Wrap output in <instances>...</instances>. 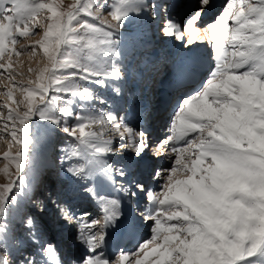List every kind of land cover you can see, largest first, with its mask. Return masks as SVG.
Wrapping results in <instances>:
<instances>
[{
  "label": "snow or ice",
  "instance_id": "6c2138e0",
  "mask_svg": "<svg viewBox=\"0 0 264 264\" xmlns=\"http://www.w3.org/2000/svg\"><path fill=\"white\" fill-rule=\"evenodd\" d=\"M170 6L156 0H74L64 10L58 0H0V69L15 80L9 72L13 56L29 51L16 45L21 38L40 36L35 27L43 33L29 54L35 57L39 46L44 61L34 81L13 83L4 93L11 103L3 105L8 111L0 121L19 151L3 157L15 172L10 174L6 164L9 181L0 186V264H65L47 237L67 224L72 225L69 252L73 246L79 251L68 264H264V0H227L207 23L212 0H189L182 5V20L169 14ZM149 10L154 17L163 15L161 31L186 50V68L193 75L202 62L196 44L207 42L213 57L198 85L178 98L156 139L118 112L87 107L107 103L99 89L123 98L127 70L121 28ZM105 11L111 19L99 25ZM17 91L22 99L15 98ZM78 102L80 110L73 111ZM33 121L68 138L72 146L60 149L61 169L99 201L102 222L87 212L73 214L52 191L47 199L28 194L25 180L37 167L42 139ZM121 152L130 153L126 162L108 159ZM153 157L169 161L148 176L158 190L132 173ZM99 185L122 193L128 210L121 199L100 195ZM21 195L28 199L27 213L21 212ZM134 198L145 200V206L141 209ZM10 208L27 234L13 240L15 252L9 249ZM50 208L52 219L45 221ZM145 222H150L147 240L131 251L105 252L108 237L134 238Z\"/></svg>",
  "mask_w": 264,
  "mask_h": 264
},
{
  "label": "rangeland",
  "instance_id": "374dc122",
  "mask_svg": "<svg viewBox=\"0 0 264 264\" xmlns=\"http://www.w3.org/2000/svg\"><path fill=\"white\" fill-rule=\"evenodd\" d=\"M158 1L159 0H156L157 3L163 2L166 5H171L169 7L168 12L175 19L182 20L184 18L185 12L181 11V7L185 3V0H175V1L160 0L159 2ZM58 2L63 6L64 10H67V8L72 3H74V0H58ZM81 2L83 3L84 0H81ZM104 2H107V0H104ZM116 2L117 0H112L113 4ZM226 2L227 0H224L222 4L219 6V8L215 11V13L211 17H209V20L205 21V23L210 22L211 19L219 11L222 10V6L225 5ZM103 15H104V19L96 21V23H98L99 25H103L106 20L111 19V17L107 15L106 11ZM153 17L154 16L151 14V11L149 10L145 14L139 16L138 18H133L131 23L121 28V34H122L121 39L123 44V63L127 70L126 82L123 85L124 96L123 98L114 99L113 93L111 92L110 89H99L97 91V95L107 100V103L101 104L98 101H95L93 103V109L95 108V110H99L101 112H108V111L113 112L114 110H117L120 116L126 117V122L129 123L132 127L140 131H142L141 129H143L144 131L146 129L144 127H147V132L152 135L153 139H155L162 136V131H160L159 129L157 132V129L160 127L161 129L163 128L166 119L170 115L172 108L174 107L176 101L179 98L176 95L171 96L169 101L163 104L161 106V109L160 110L158 109L159 111L157 110L158 113L155 115V120L149 118L150 110L156 111L152 106H155L157 104L152 99L156 97V94L154 92L155 89H157V87L160 85L158 84V80L163 78L168 63L172 61V63H175V66H177L179 69L182 68V70L180 69L179 71L187 75V76L183 75L184 77L192 76L193 79H195L196 78L195 75L199 74L200 72L198 81L196 82L197 84L194 85V87H196L200 82V80L203 78L204 74L208 72L209 66L212 63V55L210 51L211 50L210 45L207 42H204L203 47L198 50L202 55L203 65L205 68L203 70H200V68H198L195 75H193L186 68V61L184 58V52L186 50L180 46V42L176 41L173 38L166 37L162 33L161 28L163 27V23H164L163 15L157 17L156 21L153 20ZM144 18L148 19V21H146L145 23H143ZM39 20H42V18H39ZM155 22H157L156 26H155ZM33 31L39 32L41 35L32 36L29 38H21L22 42L16 45L17 49H23L25 47H29V51H24L23 54L18 57L13 56L12 68L9 69V72L12 73V75L15 77V80L10 81L7 78L8 73L0 69V116H3L4 118H6L7 116L8 109L5 108L3 105L6 103H11L10 101H7L6 96L4 94L6 89L11 88L13 83L27 85L29 79H32L34 81L36 76L35 70L39 67H42L44 64V61L42 59L43 56L42 49H40L39 46H37V54L35 57H32L29 54L30 46L34 45L35 41L41 38L43 33V28L35 27ZM157 35L158 37L156 39ZM199 36H202V33L197 35V37ZM147 37H149L148 40ZM163 44L165 45L163 46ZM166 47L169 48L166 49ZM151 64L156 65V67L155 66L152 67ZM29 69H33V71L29 72ZM148 70H150L149 74L147 73ZM148 77L150 78L153 77V81L155 82L151 86L147 85ZM152 87L154 92L151 90L148 92L146 91L147 93L145 92V89ZM14 96L16 99H22L18 91L14 92ZM152 103H155V105L154 104L152 105ZM80 107L81 105L78 102L76 105L73 106V111H79ZM87 107H90V104L87 105ZM90 108H92V105ZM147 113L148 115L146 116ZM73 122H74L73 120L71 119L69 120L70 124ZM33 124L35 125V128L40 129V134L42 136V139L37 154L38 155L37 167L33 171L29 172L25 180V183L28 184L31 189V191L28 194L30 196H41L47 199L46 194L48 191L53 190L52 192L55 195L56 194L55 190L59 188L58 193L60 194L61 199H63L64 202L65 189L70 188L69 190L71 192V195H73L74 199L76 197L78 199L82 197H86L85 200L87 202L84 203V201H82L81 203L83 205L78 204V206H76L77 213H75V215L77 216L83 215L84 214L83 212H85L84 208H87L86 205L91 204L95 201L96 202L95 206H97L95 207V212L91 213L88 218L101 220L102 222L103 214L101 213V208L98 207L101 206V204H99V201L92 198L87 193L83 192L82 188L79 185L72 184L68 176H66L61 169L59 163V156L61 154L60 149L61 147H64L66 145L69 147L72 146L68 138L59 129L48 131L47 128L43 127V122L37 124L35 121H33ZM142 125H144V127ZM35 128L33 130H35ZM8 131H11V128H9ZM116 140L118 142L119 137H116ZM17 151H19V146L12 144L10 135H8V133L4 131L3 122L0 121V186H3L9 181V176L5 175L3 172V169L6 164H10V168H9L10 174L15 172L14 164L11 163L9 160H4L3 158L4 153L8 152L10 155H15ZM120 155H122L120 161L126 162L130 156V153L121 152ZM114 157L116 158L118 156H114ZM155 160L156 158L153 157L151 161L150 160L148 161L151 163L150 164L151 166H149L148 172L145 176H143L141 173L139 175L137 174L142 163L140 164L139 167H134L132 169V173H133V178H136L138 175V179L145 180V182L148 183L153 190H158L157 182L153 180H149L148 176L153 168L167 167L169 161L164 157H161L160 161L154 162ZM21 175L23 176V173H21ZM12 178L14 179V177ZM64 178L67 180L65 181ZM117 179L119 180V177H117ZM26 191H28V189H26ZM97 191L99 192L100 195L108 199H110L109 195H111V199L112 198L121 199L123 209L125 211L128 210L129 205L127 199L123 196L122 193H118L114 191L110 186L107 185H99L97 187ZM134 200H136V198H134ZM136 202L139 203L141 209L146 204V201L143 200L142 198L136 200ZM21 205H22L21 212L27 213L28 209L30 208V205L28 199L24 195H21ZM134 206L135 205H133V207ZM51 211L52 210L50 208L48 215L44 217L45 221H50L52 219V215L50 216ZM47 217L48 218L51 217V219H48ZM45 218H47V220ZM7 221L9 226L12 227L13 229L12 238L9 240V249L14 252L17 248L16 246L18 245L14 244L13 240L19 239V237L26 238L27 234L24 232L23 228L19 227V217L16 213L13 212L11 208L9 209L8 212ZM0 223H3V218H0ZM147 223L148 222H145V225L140 228L141 231L138 233V237L135 238L136 241H134L135 243L132 246H128V243L125 242L124 239L118 245L117 244L113 245L109 241L107 243L108 248H105V252L108 249L107 254L111 255L113 252L117 250L118 247H122L128 251L133 250L139 242L147 240L151 236V231L150 228L147 227ZM64 227L66 228V226ZM68 227L69 225H67V233L65 229L63 230V228L61 227L53 228L48 236L49 239H51L59 248L60 258L65 262V264H68V262L72 259H76L79 255V251L75 246L72 247L71 253L69 252L68 238L71 235V229H69ZM60 230H62L61 233ZM112 239L116 240L118 238L112 237ZM113 242L114 241H112V243ZM31 250L33 249H29V251ZM26 254L27 252L20 253L18 257V261L20 259H23V256ZM66 257L67 260H65Z\"/></svg>",
  "mask_w": 264,
  "mask_h": 264
},
{
  "label": "bare ground",
  "instance_id": "6f19581e",
  "mask_svg": "<svg viewBox=\"0 0 264 264\" xmlns=\"http://www.w3.org/2000/svg\"><path fill=\"white\" fill-rule=\"evenodd\" d=\"M160 1V0H159ZM158 1V2H159ZM172 1H175V0H172ZM189 2V0H185V3L183 4V5H185V4H187ZM173 3V2H172ZM174 4V3H173ZM178 4V3H177ZM185 9V8H184ZM186 10V9H185ZM211 12H212V9H211V11L209 12V14L207 15V16H205L204 17V19H208L209 18V15L211 14ZM156 19H157V17H153V20H155L156 21ZM146 21H148V19L146 18H144L143 19V23H145ZM144 25H147V24H144ZM157 25V22H155V26ZM161 34V33H160ZM156 35V34H155ZM157 37H158V35L156 36V39H157ZM201 38V36H199V37H197V40H199ZM149 39V37H147V40ZM179 42V41H178ZM163 43H164V41H163ZM157 44H158V42H157ZM156 44V45H157ZM165 44H163V46H164ZM178 46V45H177ZM176 46V47H177ZM195 47H197L198 49H201L202 47H203V43H198V44H196V46ZM167 48H169V47H166V49ZM164 52V51H163ZM154 56V55H153ZM159 56V55H158ZM202 56V55H201ZM203 59V58H202ZM202 64H200L199 66H198V68H200V70H203L204 68H202L203 67V61L201 62ZM154 64V63H153ZM152 65V64H151ZM156 67V65H152V67ZM172 66V67H171ZM169 69H171V72H170V74H169V76H168V80H167V82H168V88H171V87H177L178 85H179V82H182V80H183V82H187V81H190V82H192V80H194L193 79V77L192 76H188V77H184L183 75H185V76H187L186 74H184V73H182V72H180L179 70L181 69L182 70V68H178L177 66H175V63H172V61H170L169 63H168V66H167V68H166V72H168V70ZM177 69H178V71H177ZM153 70V69H152ZM147 73L149 74L150 73V70H148L147 71ZM147 74V75H148ZM151 75V74H150ZM153 83H155L154 81H153V77L152 78H150V77H148V81H147V85H152ZM165 83H166V81H165ZM164 83V84H165ZM169 83H171V84H169ZM146 85V86H147ZM137 86V85H136ZM149 86V87H150ZM136 88V87H135ZM135 90V89H134ZM153 91V87L152 88H147V89H145V92L147 91ZM157 90H158V88H157ZM156 90V93H157V95L158 96H156L155 98H153L152 100H155V103L156 104H165L167 101H168V96L165 94V93H159V91H157ZM146 92V93H147ZM154 92V91H153ZM159 93V94H158ZM154 102V101H153ZM94 103V102H93ZM93 103L92 104H90V107H91V105H92V108H93ZM155 103H152V105L154 104L155 105ZM123 106V105H122ZM121 106V107H122ZM153 108H155L156 110H158L159 108L157 107V106H152ZM145 109V108H144ZM94 110H95V108H94ZM99 111V110H98ZM133 111V110H132ZM117 112V110H114L113 111V113H116ZM157 112V111H156ZM152 113V112H151ZM150 113V114H151ZM154 115H156V113L154 114ZM146 118V117H145ZM158 120V119H157ZM160 122V121H159ZM144 127V126H143ZM144 128H146V127H144ZM160 129V131H161V127L159 128ZM142 131H143V129H141ZM146 130H147V128H146ZM162 135H163V133H162ZM121 157H122V155H118V157H114V156H109L108 157V159L111 161V162H115V161H117V160H119L120 161V159H121ZM150 161L152 160V158L151 159H149ZM149 160H147V161H145V162H142V164H141V167H140V169H139V171H138V175L141 173L143 176H145L146 174H147V172H148V169H149V166H151L150 164V162H148ZM48 174H49V172H48ZM138 175H137V179H138ZM143 176H141V177H143ZM62 180V179H61ZM64 180L66 181L67 179H65L64 178ZM61 182V181H60ZM70 189V188H69ZM68 188H66L65 189V203H66V205L68 206V207H70V209H72L73 208V206H75V204H80L79 202L81 201H84V203H87L86 202V200H85V198L86 197H82V198H80V199H78L77 197L74 199V197H73V195H71V192H70V190H69ZM58 190H59V188H58ZM53 191V190H52ZM56 192H57V190H56ZM73 192V191H72ZM74 193V192H73ZM110 196V199H111V195H109ZM120 197V196H119ZM92 202V201H91ZM71 203V204H70ZM93 204H94V207H97V206H95V204H96V202L94 201L93 202ZM100 204V203H99ZM87 206V205H86ZM99 208H101V213L104 215V213H103V208H102V206H98ZM52 211L50 212L51 214H50V216L52 215V213H53V209H51ZM94 209L92 208L91 209V211L92 212H94L93 211ZM89 214H90V212H89ZM48 218V217H47ZM47 218H45L46 220H47ZM48 219H51V217L50 218H48ZM63 223V222H62ZM149 223V222H148ZM69 227L72 229V225L71 224H69ZM143 227V226H142ZM69 228V229H70ZM65 229V231H66V233H67V225H66V228L64 227L63 228V230ZM61 231L62 230H60V233H61ZM141 231V229L140 230H138V233ZM109 232H111V230H109ZM138 233H137V235L134 237V238H131V239H129V238H127V237H125V238H123L124 240H125V242H129L130 243V241L131 240H133V241H136V239L135 238H137L138 237ZM19 239H20V237H19ZM48 239H49V237H48ZM108 239V242L110 241V243L111 244H113V245H118L119 243H121V241H123V239H120V238H118V239H116V240H113L112 239V237L110 236V237H108L107 238ZM112 241H114L113 243H112ZM116 241V242H115ZM135 243V242H134ZM69 246V245H68ZM16 247H18V246H16ZM69 248V247H68ZM106 248H108V244H107V246H106ZM113 248V247H112ZM15 252V251H14ZM108 252V249H107V251H106V253ZM65 260H67V257L65 258Z\"/></svg>",
  "mask_w": 264,
  "mask_h": 264
}]
</instances>
